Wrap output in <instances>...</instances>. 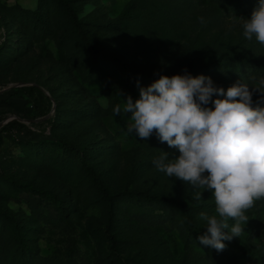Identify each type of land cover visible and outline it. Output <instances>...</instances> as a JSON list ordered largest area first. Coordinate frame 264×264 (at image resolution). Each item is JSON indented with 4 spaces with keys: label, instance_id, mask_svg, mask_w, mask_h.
Returning a JSON list of instances; mask_svg holds the SVG:
<instances>
[{
    "label": "rangeland",
    "instance_id": "374dc122",
    "mask_svg": "<svg viewBox=\"0 0 264 264\" xmlns=\"http://www.w3.org/2000/svg\"><path fill=\"white\" fill-rule=\"evenodd\" d=\"M258 3L0 0V264H264V198L225 250L201 244L183 208L206 226L212 192L160 172L178 150L114 112L185 69L225 90L264 79V45L243 35Z\"/></svg>",
    "mask_w": 264,
    "mask_h": 264
},
{
    "label": "clouds",
    "instance_id": "9594fccd",
    "mask_svg": "<svg viewBox=\"0 0 264 264\" xmlns=\"http://www.w3.org/2000/svg\"><path fill=\"white\" fill-rule=\"evenodd\" d=\"M243 35L264 45V0L244 20ZM257 91L260 99L253 107ZM139 93L135 102L127 97L123 110L117 105L115 114H131L129 133L141 139L155 133L161 143L178 150L171 160L163 151L153 161L160 172L212 192L218 216L200 213L206 231L198 239L222 252L225 240L243 233L249 220L245 212L264 198V107L259 106L264 104V79L251 87L238 81L225 90L211 77L192 76L185 69L183 75H161L139 87ZM202 194L197 191L193 198L200 200Z\"/></svg>",
    "mask_w": 264,
    "mask_h": 264
},
{
    "label": "trees",
    "instance_id": "16d2710c",
    "mask_svg": "<svg viewBox=\"0 0 264 264\" xmlns=\"http://www.w3.org/2000/svg\"><path fill=\"white\" fill-rule=\"evenodd\" d=\"M69 11H71V13H72L71 9H69ZM154 76H156V75H154ZM35 90H38L37 86H24L21 89H18L17 93L21 92V91L33 92ZM18 96H21V95H18ZM48 101L51 102V98L48 97ZM143 195L146 198V200H148L149 202L162 201L163 200L162 197H159L156 195H149L147 193H143ZM105 198L107 199V201L109 200L108 202L110 204H113L112 198L109 197L107 192H105ZM183 213H184V223H185L188 234L193 235V236L203 235L204 232L206 231V228H204L205 226H200L194 221L193 214L191 213V211L189 209L184 207ZM225 230L226 229H223L222 231H225ZM112 239L114 240V242H116L115 237H112Z\"/></svg>",
    "mask_w": 264,
    "mask_h": 264
},
{
    "label": "water",
    "instance_id": "95a60500",
    "mask_svg": "<svg viewBox=\"0 0 264 264\" xmlns=\"http://www.w3.org/2000/svg\"><path fill=\"white\" fill-rule=\"evenodd\" d=\"M2 125H3V123L1 122V123H0V127H1Z\"/></svg>",
    "mask_w": 264,
    "mask_h": 264
}]
</instances>
